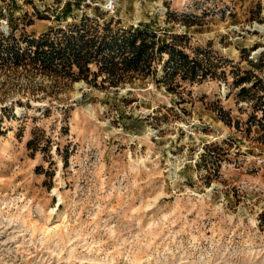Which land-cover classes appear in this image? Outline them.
Here are the masks:
<instances>
[{
    "label": "rangeland",
    "instance_id": "1",
    "mask_svg": "<svg viewBox=\"0 0 264 264\" xmlns=\"http://www.w3.org/2000/svg\"><path fill=\"white\" fill-rule=\"evenodd\" d=\"M97 5L187 34L218 75L47 94L0 65L15 115L0 125V264H264L263 122L221 74L230 59L264 80V0H0V53Z\"/></svg>",
    "mask_w": 264,
    "mask_h": 264
},
{
    "label": "trees",
    "instance_id": "2",
    "mask_svg": "<svg viewBox=\"0 0 264 264\" xmlns=\"http://www.w3.org/2000/svg\"><path fill=\"white\" fill-rule=\"evenodd\" d=\"M73 18L38 36L24 37L15 46H6V54L0 53L1 67L7 71L23 72L32 81L39 76L47 78L50 83L33 90L34 93L47 91V94L65 90L80 81L90 87L109 90L147 78L174 92L181 86V81L201 83L218 75L221 61L207 48L196 47L189 52L187 34L166 35V32L144 23L126 26L120 18L98 5L93 15L84 11L81 17ZM185 24L190 26L192 22ZM11 39L9 36L5 40L9 42ZM2 46L1 43L0 49ZM242 52L243 60L253 69H262V63L249 58V50L243 49ZM225 62L222 76L227 79L228 74L233 75L232 85L240 88L238 95L243 101L251 102L254 110L252 117L263 122L264 130L263 78L254 70H243L230 59H225ZM9 111L13 114V108L5 106L0 109V125L5 116L11 117L7 114ZM37 140L34 132L28 147L37 149ZM215 151L207 150L209 153Z\"/></svg>",
    "mask_w": 264,
    "mask_h": 264
}]
</instances>
